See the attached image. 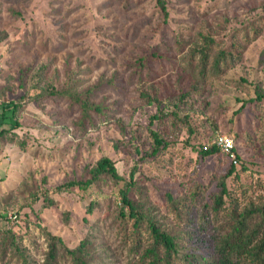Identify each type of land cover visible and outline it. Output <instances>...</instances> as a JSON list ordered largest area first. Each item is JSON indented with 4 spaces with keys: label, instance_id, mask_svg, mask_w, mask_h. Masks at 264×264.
Here are the masks:
<instances>
[{
    "label": "rangeland",
    "instance_id": "rangeland-1",
    "mask_svg": "<svg viewBox=\"0 0 264 264\" xmlns=\"http://www.w3.org/2000/svg\"><path fill=\"white\" fill-rule=\"evenodd\" d=\"M165 1L167 22L156 11V0H0V121L1 106L15 104L12 122L19 125L15 129L19 142L25 143V149L0 145V230L13 229L28 250L29 264L42 263L45 230L69 247L87 238L103 264H132L118 234L123 222L113 182L106 179L97 188L56 192L70 181H86L89 169L103 157L115 162L127 182L136 172L134 179L150 207L157 208L159 221L186 239L189 229L171 218L162 219L163 194L185 198L193 182L209 181L216 160L198 161L197 150L217 134L233 140L248 170L240 182L260 180L257 188L264 195V139H259L264 112L246 102L254 86L264 88V31L227 74L244 80L249 93L222 81L205 87L192 96L187 109L179 106L189 129L173 132L169 122L151 118L165 105L174 110L164 97L166 85L173 90L175 76L155 81L162 103L146 106L140 91L149 83L134 75L137 60L154 51L163 54L167 47L176 56L177 38L190 41L204 30L220 38L233 27L260 18L264 0ZM70 87L77 93L96 87L92 100L109 120L96 119L94 129H81L77 107L71 108L65 99L41 97L46 88ZM150 130L167 144L159 156L151 155ZM238 130L253 142L246 145L236 139ZM221 162L223 169L228 160L222 157ZM15 215L17 222L12 224ZM192 237L189 247L207 249L202 237L195 233ZM0 264L22 263L0 254Z\"/></svg>",
    "mask_w": 264,
    "mask_h": 264
},
{
    "label": "trees",
    "instance_id": "trees-1",
    "mask_svg": "<svg viewBox=\"0 0 264 264\" xmlns=\"http://www.w3.org/2000/svg\"><path fill=\"white\" fill-rule=\"evenodd\" d=\"M156 5V11L167 22L169 14L166 1L156 0ZM263 31L264 15L233 27L220 38L208 30L190 41L177 38L174 40L176 56H171V48L164 47L163 54L154 51L149 54V59H138L134 64V75L140 81L149 83L140 91L146 106L162 103L155 81L176 77L173 90L166 85L168 92L164 97L169 107L174 110L167 109L165 105L151 117L152 121L169 122L173 132L181 127L189 129L187 118L180 116L178 112L179 106L187 109L191 106L193 95L216 81H222L243 94L249 93L244 80L227 77V74L242 62L248 47L261 37ZM95 91L96 87L93 90L89 88L84 93L72 91L71 87L68 90L46 88L41 97L68 100L71 108L78 109L81 129L85 126L94 129L96 119H107L105 110L92 100ZM252 93V98L246 101L247 105H253L258 113H263L264 88L260 85L254 86ZM244 103L239 108L238 115L244 109ZM1 107L0 145H19L25 149L24 141L19 142L15 132L19 125L12 122L17 107L15 104ZM257 129L258 126H255L254 130ZM158 134L153 130L149 132L154 146L151 155L159 156L160 152L166 151L167 144ZM234 136L236 139L241 138L246 145L253 142V138L239 130ZM259 139H264V131ZM203 146L201 144L197 150L198 161L207 157H214L216 160L214 169L209 174V181L193 182L188 187L185 198L166 192L161 203L164 215L162 219L171 218L180 227L189 229L187 239L184 235H173V231L159 221L155 213L157 208L150 207L145 200L144 191L134 179L136 172L130 174L128 182L125 181L115 162L107 157L99 159L89 169V178L86 181H70L58 186L56 192L65 193L73 188L83 191L97 188L106 179L113 182L117 186L120 199L118 218L123 222L118 234L123 249L133 261L132 264H264V195L257 188L260 180L249 184L240 182L241 175L248 170L236 147L235 154L240 170L218 149L212 146L203 150ZM222 157L228 160L223 169ZM213 185L214 189L211 190ZM90 208L88 211H91ZM17 217L15 215L11 220L12 224L17 222ZM192 232L203 238L200 241L206 250L199 251L188 246L193 240ZM0 237L2 259L9 257L22 264H29L28 255L25 254L28 250L21 246L20 238L11 227L0 230ZM44 240L47 250L41 264H103L97 249L87 238L82 239L78 245L69 247L62 238L45 230ZM24 249L26 251L23 253Z\"/></svg>",
    "mask_w": 264,
    "mask_h": 264
},
{
    "label": "built area",
    "instance_id": "built-area-1",
    "mask_svg": "<svg viewBox=\"0 0 264 264\" xmlns=\"http://www.w3.org/2000/svg\"><path fill=\"white\" fill-rule=\"evenodd\" d=\"M214 147L220 152L224 153L226 158L233 164L237 165V159L235 154V144L231 138L222 134H217L208 145L203 146V150L209 147Z\"/></svg>",
    "mask_w": 264,
    "mask_h": 264
}]
</instances>
